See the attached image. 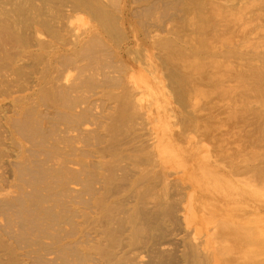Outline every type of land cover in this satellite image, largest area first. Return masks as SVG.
Wrapping results in <instances>:
<instances>
[{
	"label": "bare ground",
	"instance_id": "1",
	"mask_svg": "<svg viewBox=\"0 0 264 264\" xmlns=\"http://www.w3.org/2000/svg\"><path fill=\"white\" fill-rule=\"evenodd\" d=\"M87 17L97 24L74 25H88ZM0 31L1 48L7 38L29 43L36 74L27 81L21 69L5 70L15 78L0 81V101L10 97L35 114L60 182L87 181L88 167H123L130 183L157 177L136 173L137 147L120 136L143 108L141 86L158 71L172 141L161 145L154 135L146 154L180 162L189 151L196 163L197 151L201 178L263 206L264 0H0ZM254 206L223 223L240 260L220 258L232 251L223 245L204 264H264V216Z\"/></svg>",
	"mask_w": 264,
	"mask_h": 264
},
{
	"label": "rangeland",
	"instance_id": "2",
	"mask_svg": "<svg viewBox=\"0 0 264 264\" xmlns=\"http://www.w3.org/2000/svg\"><path fill=\"white\" fill-rule=\"evenodd\" d=\"M87 19L88 25L81 20L74 25L84 29L97 24ZM12 40L7 38L3 49L0 42V81L15 78L2 75L8 68L21 69L23 80L31 81L36 74L27 55L29 43ZM157 74L141 86L143 108L126 121V138L120 136L124 147H137L131 151L138 155L136 173H156L148 181L130 183L122 176L123 167L113 171L88 167L87 181L60 182L51 169V140H42L37 132L35 114L10 97L0 101V179L4 180L3 186L0 182V264H204L205 255L223 245L232 251L220 258L240 260V249L223 235L226 214L231 219L245 210L252 214L256 203L264 216V204L246 203L236 190L214 187L210 179L201 178L197 167L201 154L195 149L196 163L189 151L179 157L180 162L158 163L146 154L154 135L161 145L172 141L161 108L165 96L158 94L157 77L153 78ZM102 174L103 182L94 181Z\"/></svg>",
	"mask_w": 264,
	"mask_h": 264
}]
</instances>
